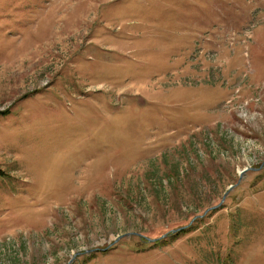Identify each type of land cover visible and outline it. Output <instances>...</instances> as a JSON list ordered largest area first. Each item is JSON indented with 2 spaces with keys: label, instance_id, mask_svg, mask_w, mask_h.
Instances as JSON below:
<instances>
[{
  "label": "rangeland",
  "instance_id": "obj_1",
  "mask_svg": "<svg viewBox=\"0 0 264 264\" xmlns=\"http://www.w3.org/2000/svg\"><path fill=\"white\" fill-rule=\"evenodd\" d=\"M0 264H264V0H0Z\"/></svg>",
  "mask_w": 264,
  "mask_h": 264
},
{
  "label": "water",
  "instance_id": "obj_2",
  "mask_svg": "<svg viewBox=\"0 0 264 264\" xmlns=\"http://www.w3.org/2000/svg\"><path fill=\"white\" fill-rule=\"evenodd\" d=\"M243 171H245V170H243ZM243 171H241V173H242ZM226 193H227V191L224 193L222 200L224 199ZM222 200H221L217 205H215V206H213V207H211V208L218 207V206L221 204Z\"/></svg>",
  "mask_w": 264,
  "mask_h": 264
}]
</instances>
